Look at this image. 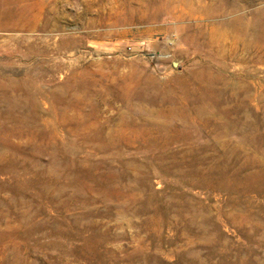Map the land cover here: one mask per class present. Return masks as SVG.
Here are the masks:
<instances>
[{
	"label": "rangeland",
	"instance_id": "374dc122",
	"mask_svg": "<svg viewBox=\"0 0 264 264\" xmlns=\"http://www.w3.org/2000/svg\"><path fill=\"white\" fill-rule=\"evenodd\" d=\"M0 264H264V0H0Z\"/></svg>",
	"mask_w": 264,
	"mask_h": 264
},
{
	"label": "bare ground",
	"instance_id": "6f19581e",
	"mask_svg": "<svg viewBox=\"0 0 264 264\" xmlns=\"http://www.w3.org/2000/svg\"><path fill=\"white\" fill-rule=\"evenodd\" d=\"M255 41V40H254Z\"/></svg>",
	"mask_w": 264,
	"mask_h": 264
}]
</instances>
